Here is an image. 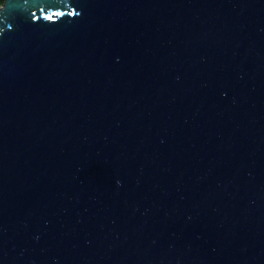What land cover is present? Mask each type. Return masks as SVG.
<instances>
[{
    "label": "water",
    "instance_id": "obj_1",
    "mask_svg": "<svg viewBox=\"0 0 264 264\" xmlns=\"http://www.w3.org/2000/svg\"><path fill=\"white\" fill-rule=\"evenodd\" d=\"M0 264H264V0H3Z\"/></svg>",
    "mask_w": 264,
    "mask_h": 264
},
{
    "label": "clouds",
    "instance_id": "obj_2",
    "mask_svg": "<svg viewBox=\"0 0 264 264\" xmlns=\"http://www.w3.org/2000/svg\"><path fill=\"white\" fill-rule=\"evenodd\" d=\"M0 3H2V0H0Z\"/></svg>",
    "mask_w": 264,
    "mask_h": 264
},
{
    "label": "trees",
    "instance_id": "obj_3",
    "mask_svg": "<svg viewBox=\"0 0 264 264\" xmlns=\"http://www.w3.org/2000/svg\"><path fill=\"white\" fill-rule=\"evenodd\" d=\"M3 1V0H2ZM0 4H2V3H0Z\"/></svg>",
    "mask_w": 264,
    "mask_h": 264
}]
</instances>
